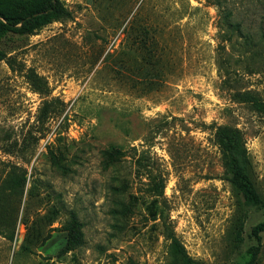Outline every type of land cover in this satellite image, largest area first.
<instances>
[{
	"label": "rangeland",
	"instance_id": "rangeland-1",
	"mask_svg": "<svg viewBox=\"0 0 264 264\" xmlns=\"http://www.w3.org/2000/svg\"><path fill=\"white\" fill-rule=\"evenodd\" d=\"M59 2L68 17L0 36V264H181L173 241L247 264L257 236L264 264V207L242 203L215 141L240 133L264 198V117L233 97L264 100V0Z\"/></svg>",
	"mask_w": 264,
	"mask_h": 264
},
{
	"label": "trees",
	"instance_id": "trees-1",
	"mask_svg": "<svg viewBox=\"0 0 264 264\" xmlns=\"http://www.w3.org/2000/svg\"><path fill=\"white\" fill-rule=\"evenodd\" d=\"M26 4V9L22 14H10L0 10V36L5 28L11 27L23 33H31L33 30L40 28L51 22L54 18L68 17L59 0H19ZM131 21L130 24H134ZM135 25V24H134ZM133 25V26H134ZM18 26V27H16ZM154 29L149 25V30L145 29L142 35L136 38L138 45L143 49L149 48L150 45L156 44ZM150 44V45H149ZM149 54V52H148ZM154 54V53H153ZM152 55V54H151ZM5 56L0 52V61L4 60ZM9 67L11 66L8 63ZM27 80L33 88L40 91V84L43 83L42 78L35 74L27 75ZM237 101L249 105L254 112L264 117V100L250 91L237 92L233 96ZM215 141L225 153V174L228 176L234 191L239 195L242 203L247 207H264V198H262L253 183L251 176V167L246 157V152L242 144L241 135L238 131L218 128L215 132ZM243 218L239 220V225L236 229V237L242 230ZM264 229V223L258 227V231ZM3 238L12 242L13 234L3 235ZM44 239H42L43 242ZM42 242L40 246H42ZM261 239L257 236V245L251 253V257L247 264H256L261 247ZM22 249H28L21 246ZM29 251V250H28ZM173 257L179 259L181 264H199L188 258L183 247L173 241L172 245ZM46 259V258H44Z\"/></svg>",
	"mask_w": 264,
	"mask_h": 264
}]
</instances>
